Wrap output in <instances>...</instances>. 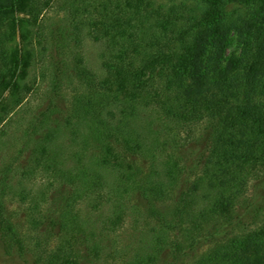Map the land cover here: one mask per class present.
Wrapping results in <instances>:
<instances>
[{
    "label": "trees",
    "instance_id": "trees-1",
    "mask_svg": "<svg viewBox=\"0 0 264 264\" xmlns=\"http://www.w3.org/2000/svg\"><path fill=\"white\" fill-rule=\"evenodd\" d=\"M9 142L0 242L24 264H83L79 246L90 264L168 249L180 264L219 232L193 264H264V0H0V152ZM131 156L148 164L145 211Z\"/></svg>",
    "mask_w": 264,
    "mask_h": 264
},
{
    "label": "rangeland",
    "instance_id": "rangeland-1",
    "mask_svg": "<svg viewBox=\"0 0 264 264\" xmlns=\"http://www.w3.org/2000/svg\"><path fill=\"white\" fill-rule=\"evenodd\" d=\"M159 4H163L166 6H169L171 4H187L190 6H197L201 3V0H158ZM87 48H88V54L94 58V55L96 53V47L94 44L90 41L87 42ZM239 50L237 47L236 37L232 34L230 39L227 42L226 47V53L230 54L231 52ZM67 104L68 101L64 102V104ZM199 131V129L197 130ZM13 146V143L9 142L6 145L5 152H0V155L5 154V158L8 160L9 156L15 155L17 152V149L19 147V143ZM4 157V156H3ZM132 159L136 161V165L138 166V173H137V179L139 181L137 189L131 196V202L135 203L141 211H145V205H146V195L144 192V189L141 188L140 182L143 175L147 172V166L148 164L146 161H144L141 158H137L135 156H131ZM5 159V160H6ZM180 187L176 186L174 190V197H176L179 193ZM154 200V198H152ZM159 204V203H158ZM5 207H6V213L10 215L11 219L14 221L16 226L18 227L19 231L24 236L25 240L28 243H31L32 239L31 236L34 234V231L30 228L27 216H26V206L23 203L18 202L17 200H14L12 198H7L5 201ZM159 207H163L161 204H159ZM223 236V232H219L215 235L208 236L205 239L200 240L198 243H196L195 246L187 247L188 244H185L186 250L184 252V255H182V259L179 261L180 264H193L196 259L200 255H202L205 251H207L214 243L217 242L221 237ZM79 252L83 259V264H90V259L88 257V253L85 248H82L79 246ZM174 253L172 249L164 250L159 253V260L156 264H167L169 262L173 261ZM0 264H24L17 256L16 254H10L6 252L0 242Z\"/></svg>",
    "mask_w": 264,
    "mask_h": 264
}]
</instances>
